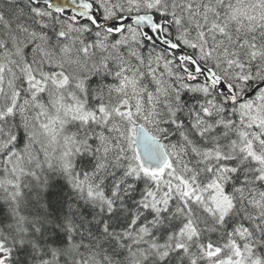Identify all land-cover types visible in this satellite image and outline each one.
<instances>
[{
  "label": "snow or ice",
  "instance_id": "snow-or-ice-1",
  "mask_svg": "<svg viewBox=\"0 0 264 264\" xmlns=\"http://www.w3.org/2000/svg\"><path fill=\"white\" fill-rule=\"evenodd\" d=\"M0 264H264V0H0Z\"/></svg>",
  "mask_w": 264,
  "mask_h": 264
}]
</instances>
